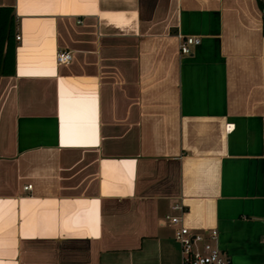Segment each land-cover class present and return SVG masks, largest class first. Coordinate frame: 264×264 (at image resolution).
<instances>
[{
    "label": "crops",
    "instance_id": "obj_1",
    "mask_svg": "<svg viewBox=\"0 0 264 264\" xmlns=\"http://www.w3.org/2000/svg\"><path fill=\"white\" fill-rule=\"evenodd\" d=\"M0 6L20 35L0 75V264H179L172 216L264 264L257 0Z\"/></svg>",
    "mask_w": 264,
    "mask_h": 264
},
{
    "label": "built area",
    "instance_id": "obj_2",
    "mask_svg": "<svg viewBox=\"0 0 264 264\" xmlns=\"http://www.w3.org/2000/svg\"><path fill=\"white\" fill-rule=\"evenodd\" d=\"M16 40H20V35H15ZM200 38L192 35H181L179 43V51L182 54H189L191 47L199 44ZM57 63H68L72 59L70 51L62 50L56 53ZM264 124V122H263ZM264 136V133H263ZM28 190L31 184L23 186ZM174 209L183 210L181 204H175ZM170 221L177 224L174 239L180 246V263L179 264H232L229 256L225 254L215 243L217 231L215 229L207 230L209 238H205L202 234H191L189 229L181 223L179 216L170 217Z\"/></svg>",
    "mask_w": 264,
    "mask_h": 264
},
{
    "label": "trees",
    "instance_id": "obj_3",
    "mask_svg": "<svg viewBox=\"0 0 264 264\" xmlns=\"http://www.w3.org/2000/svg\"><path fill=\"white\" fill-rule=\"evenodd\" d=\"M263 12L262 30L264 34V0H257ZM16 20L12 6H0V75H11L15 71V49L17 41Z\"/></svg>",
    "mask_w": 264,
    "mask_h": 264
}]
</instances>
